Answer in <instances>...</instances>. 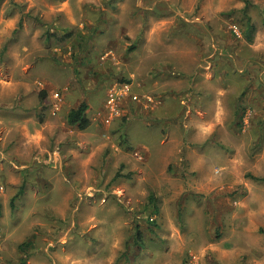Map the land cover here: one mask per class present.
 Here are the masks:
<instances>
[{
  "label": "rangeland",
  "instance_id": "rangeland-1",
  "mask_svg": "<svg viewBox=\"0 0 264 264\" xmlns=\"http://www.w3.org/2000/svg\"><path fill=\"white\" fill-rule=\"evenodd\" d=\"M0 264H264V0H0Z\"/></svg>",
  "mask_w": 264,
  "mask_h": 264
},
{
  "label": "trees",
  "instance_id": "trees-1",
  "mask_svg": "<svg viewBox=\"0 0 264 264\" xmlns=\"http://www.w3.org/2000/svg\"><path fill=\"white\" fill-rule=\"evenodd\" d=\"M245 10L243 11L245 12ZM88 109H89L88 105L86 103H82L77 109L71 110L67 117L68 124L77 127L81 131L87 130L91 125L87 113Z\"/></svg>",
  "mask_w": 264,
  "mask_h": 264
},
{
  "label": "built area",
  "instance_id": "built-area-1",
  "mask_svg": "<svg viewBox=\"0 0 264 264\" xmlns=\"http://www.w3.org/2000/svg\"><path fill=\"white\" fill-rule=\"evenodd\" d=\"M134 97V100H137V95L133 96Z\"/></svg>",
  "mask_w": 264,
  "mask_h": 264
},
{
  "label": "crops",
  "instance_id": "crops-1",
  "mask_svg": "<svg viewBox=\"0 0 264 264\" xmlns=\"http://www.w3.org/2000/svg\"><path fill=\"white\" fill-rule=\"evenodd\" d=\"M135 95H137V94H135ZM148 100H149V101H152V99H151V98H149V97H148Z\"/></svg>",
  "mask_w": 264,
  "mask_h": 264
}]
</instances>
